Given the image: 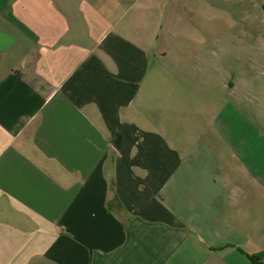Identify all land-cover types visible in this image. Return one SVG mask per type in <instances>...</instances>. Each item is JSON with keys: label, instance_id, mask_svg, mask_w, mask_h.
I'll list each match as a JSON object with an SVG mask.
<instances>
[{"label": "crops", "instance_id": "1", "mask_svg": "<svg viewBox=\"0 0 264 264\" xmlns=\"http://www.w3.org/2000/svg\"><path fill=\"white\" fill-rule=\"evenodd\" d=\"M186 1L0 0V264L264 263V116Z\"/></svg>", "mask_w": 264, "mask_h": 264}, {"label": "rangeland", "instance_id": "2", "mask_svg": "<svg viewBox=\"0 0 264 264\" xmlns=\"http://www.w3.org/2000/svg\"><path fill=\"white\" fill-rule=\"evenodd\" d=\"M185 3L175 7L179 36L171 47L199 52V61L214 65L217 78L234 86L235 101L244 99L251 117L264 116V0Z\"/></svg>", "mask_w": 264, "mask_h": 264}, {"label": "trees", "instance_id": "3", "mask_svg": "<svg viewBox=\"0 0 264 264\" xmlns=\"http://www.w3.org/2000/svg\"><path fill=\"white\" fill-rule=\"evenodd\" d=\"M250 259H251V261H252L254 264H264L260 259L254 257V256H250Z\"/></svg>", "mask_w": 264, "mask_h": 264}]
</instances>
